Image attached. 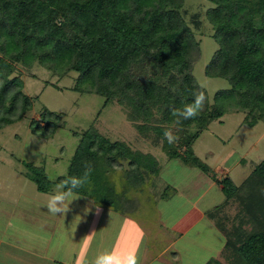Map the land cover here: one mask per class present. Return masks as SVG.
I'll return each mask as SVG.
<instances>
[{
  "label": "trees",
  "instance_id": "1",
  "mask_svg": "<svg viewBox=\"0 0 264 264\" xmlns=\"http://www.w3.org/2000/svg\"><path fill=\"white\" fill-rule=\"evenodd\" d=\"M210 2L190 13L183 9L185 0H0V129L21 121L36 99L23 91L18 65L41 66L58 78L75 72L71 90L102 96L103 107L116 102L140 140L198 168L221 190L223 202L204 216L223 236L219 255L226 264H264V158L236 184L226 173L216 175L193 151L202 131L225 114L242 112L248 126L264 122V0ZM204 21L218 44L204 72L230 86L211 99L205 93L204 110L177 124L172 110H182L204 91L192 74ZM60 119L44 106L29 126L50 138ZM165 130L179 139L169 144ZM74 135L79 140L67 171L54 184L82 177L90 167L89 181L76 194L132 213L150 201L144 172L160 171L153 154L111 140L93 123ZM26 165L37 190L48 192L51 182L42 167ZM234 202L229 217L225 209ZM220 257L204 264H223Z\"/></svg>",
  "mask_w": 264,
  "mask_h": 264
},
{
  "label": "rangeland",
  "instance_id": "2",
  "mask_svg": "<svg viewBox=\"0 0 264 264\" xmlns=\"http://www.w3.org/2000/svg\"><path fill=\"white\" fill-rule=\"evenodd\" d=\"M211 5L210 0H185L183 9L191 13ZM202 26L192 74L211 99L230 84L204 72L218 44L210 24L204 21ZM15 74L23 81V91L36 99L21 121L0 129V264H95L99 256L123 258L132 251L138 264H204L220 257L223 236L200 216L224 200L209 176L140 140L116 102L103 107L102 96L71 90L75 72L58 78L41 66L18 65ZM44 106L61 115L50 138L37 136L29 126ZM243 117L242 112L223 115L193 144L194 153L216 175L226 173L236 184L264 158V122L248 126ZM91 123L111 140H123L158 159L157 175L144 172L151 199L132 213L123 205H105L75 193L78 198L65 215H52L45 205L61 191L52 181L67 171L79 140L74 132L80 134ZM26 163L42 167L51 182L48 192L37 190ZM114 184L120 188L119 178ZM225 211L231 217L236 203ZM220 261L226 264L222 257Z\"/></svg>",
  "mask_w": 264,
  "mask_h": 264
},
{
  "label": "clouds",
  "instance_id": "3",
  "mask_svg": "<svg viewBox=\"0 0 264 264\" xmlns=\"http://www.w3.org/2000/svg\"><path fill=\"white\" fill-rule=\"evenodd\" d=\"M206 100L205 92L199 91L194 93V100L191 104L185 105L182 110L173 109L172 115L177 117V124L181 123L182 120L196 118L204 110ZM163 135L169 144H173L179 139L171 130H165ZM90 173L91 168L89 167L82 177H69L62 181L59 185L61 191L51 196L45 205L48 212L52 215H65L70 210L69 205L71 202L78 198L75 190L82 188L89 181ZM95 264H138V257L135 251L128 253L123 258L112 254H105L97 257Z\"/></svg>",
  "mask_w": 264,
  "mask_h": 264
},
{
  "label": "crops",
  "instance_id": "4",
  "mask_svg": "<svg viewBox=\"0 0 264 264\" xmlns=\"http://www.w3.org/2000/svg\"><path fill=\"white\" fill-rule=\"evenodd\" d=\"M202 214V215H201ZM200 216L202 217V216H204V214L202 213V212H200ZM205 217V216H204Z\"/></svg>",
  "mask_w": 264,
  "mask_h": 264
}]
</instances>
